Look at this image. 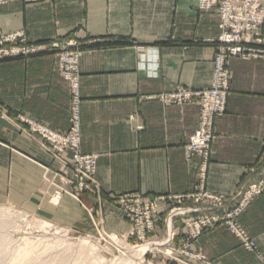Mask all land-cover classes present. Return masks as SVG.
Returning <instances> with one entry per match:
<instances>
[{
  "label": "crops",
  "instance_id": "obj_1",
  "mask_svg": "<svg viewBox=\"0 0 264 264\" xmlns=\"http://www.w3.org/2000/svg\"><path fill=\"white\" fill-rule=\"evenodd\" d=\"M15 32L24 33L40 53L0 60V207L12 205L52 221L69 213L74 228L92 227L88 211L73 197L64 195L58 204L51 199V181L60 182L56 173L67 168L72 154H54L31 131V123L60 133L70 128V86L50 48L65 40L82 49L81 151L98 156L100 189L82 198L105 216L106 229H129L116 207L118 195L200 191L204 158L193 153L187 160L185 152L199 125L197 99L166 104L161 96L211 84L216 46L203 40L221 32L215 10L200 11L197 0L16 1L0 7V35ZM255 47L264 50V44ZM230 71L227 111L216 119L203 184L204 192L231 203L264 176V56L231 58ZM204 208L194 198L161 203L155 231L164 241L160 245L167 244L171 227L176 233L171 245L187 239L185 221ZM176 212L183 215L172 218ZM240 221L264 258V195ZM192 249L207 256L200 264H264L223 225L204 231Z\"/></svg>",
  "mask_w": 264,
  "mask_h": 264
},
{
  "label": "built area",
  "instance_id": "obj_2",
  "mask_svg": "<svg viewBox=\"0 0 264 264\" xmlns=\"http://www.w3.org/2000/svg\"><path fill=\"white\" fill-rule=\"evenodd\" d=\"M16 1L37 3L51 0H0V7ZM198 8L202 12L216 11L220 17L221 32L216 39H204L205 43L216 46L214 54V69L211 84L205 88L193 91L180 87L171 93L163 94L161 99L166 104H189L194 98L200 107L199 125L189 142L185 145L186 159L190 160L193 153L204 158L201 168L202 183L200 191L184 196H158L148 197L141 193L130 192L115 197L118 203L129 213L135 227L127 238L138 235L144 238L146 233L153 232L157 226L161 203L175 200L178 204L186 199L194 198L196 201L206 200L209 206L205 209L213 211L221 206L233 204L237 216L258 196L264 195V176L249 183L247 188L234 198L231 203L223 196H216L204 192L203 180L207 171V162L210 156L211 145L215 140L216 119L227 111L228 96L230 92V59L264 56V50L255 47L264 44L262 28L264 27V0H197ZM51 50L57 56V69L67 80L71 92L70 128L65 133L52 130L42 124L31 123V131L39 134L56 155L70 152L72 160L65 171L56 173L60 184L52 180L55 187L53 198L58 202L64 195H69L80 201L81 194L99 191L96 179L98 156L85 154L81 151L82 144V118H81V74L79 62L82 49L78 42H53ZM40 53V47L29 43L22 32L0 35V60L8 58L29 57ZM21 120H24L21 118ZM28 122V121H27ZM68 186V188L64 187ZM198 212V209L196 210ZM175 214H181L176 212ZM183 215V214H182ZM220 222L219 215H207L201 211L195 218L185 221L188 235L197 238L205 229H209ZM231 231L239 238L241 243L250 251L256 252L264 261L256 241L238 223L231 224ZM104 234L110 237L106 232ZM174 232L171 233V237ZM191 239L186 241L189 243ZM204 259V257H203Z\"/></svg>",
  "mask_w": 264,
  "mask_h": 264
},
{
  "label": "rangeland",
  "instance_id": "obj_3",
  "mask_svg": "<svg viewBox=\"0 0 264 264\" xmlns=\"http://www.w3.org/2000/svg\"><path fill=\"white\" fill-rule=\"evenodd\" d=\"M69 41L76 42L75 40H65L61 42L66 43ZM60 183L61 182L58 184ZM64 187L68 188L66 185H64ZM54 191L55 187L52 191V195ZM82 195L83 194H81L80 198L81 202L77 201L86 208L90 220L92 221V227L84 231L71 226L73 216L69 213L64 214V220H49L55 225V230L53 232H47L40 228L39 225V222L48 220L42 215L12 205L0 207V264H200L201 262L204 263L208 261L207 256L192 249V242L204 231L223 225L231 234L236 236L231 231V224L235 222L243 227L252 238L240 221L246 209L238 216L235 210H233V204L221 206L213 211H207L208 209H205L209 206V202L206 200H204V202L197 200L196 202L202 203L206 207L202 211H206L207 215L213 213L219 215L220 222L215 224L212 228L205 229L195 239H192L186 232L187 239L179 242L176 246L171 245V241L174 240L176 236L174 228L171 227L172 229L168 231L167 244L162 246L160 244L164 241L162 242L155 236L157 226L153 232H147L144 238H140L137 234L127 238V235L132 231L133 227H135V221L133 222L131 220L129 213L124 210L117 199H115L117 203V205H115L118 211L126 218L129 225L128 231L124 233L110 232L106 229L105 216L97 212L98 208L88 207L84 203ZM51 199L53 203L58 202L53 196H51ZM60 202L61 200L58 203ZM195 213L193 218L201 214V211ZM181 215L182 214H174L172 218ZM166 227L169 229L167 223ZM104 232L109 236H113V234L115 237L117 236L116 238H118L120 242H123L125 247H128L126 248L127 251L147 243H151V247L145 251L142 259L136 262L135 259L132 260L129 254L130 252L127 254L122 252ZM172 232H174L173 237H171ZM83 238L88 239L90 241L89 243L95 246L89 243L83 244ZM189 238L191 241L185 244Z\"/></svg>",
  "mask_w": 264,
  "mask_h": 264
},
{
  "label": "bare ground",
  "instance_id": "obj_4",
  "mask_svg": "<svg viewBox=\"0 0 264 264\" xmlns=\"http://www.w3.org/2000/svg\"><path fill=\"white\" fill-rule=\"evenodd\" d=\"M5 223V222H4ZM31 223V222H30ZM38 223V222H37ZM32 224V223H31ZM36 225V224H35ZM39 225H40V228L46 230L47 232H53L55 230V225H53L49 220H43V222H39ZM4 226V225H3ZM39 227V226H38ZM34 228V227H33ZM37 228V227H36ZM38 229V228H37ZM39 230V229H38ZM117 237V236H116ZM115 235L113 234V236H110L111 240H113V243L115 245H117V247L122 251L124 252L125 254H127L128 252H130V256L133 259H135V261H139L140 259H142L145 251L147 249H149L151 247V243H147V244H143V245H140L138 247H136L135 249H131L130 251H127L126 248L128 247H125L124 243L123 242H120L118 240V238H116ZM83 244H88L90 241L86 238H83ZM81 244V243H80ZM90 244V243H89ZM82 245V244H81ZM90 245H93V244H90ZM95 246V245H93ZM85 247V246H84ZM126 249V250H125ZM134 261V262H135Z\"/></svg>",
  "mask_w": 264,
  "mask_h": 264
}]
</instances>
